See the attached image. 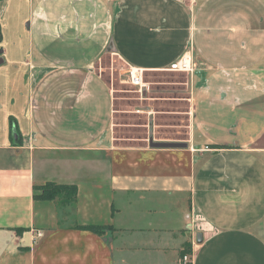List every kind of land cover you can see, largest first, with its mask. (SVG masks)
<instances>
[{
	"label": "crops",
	"instance_id": "0c3cea01",
	"mask_svg": "<svg viewBox=\"0 0 264 264\" xmlns=\"http://www.w3.org/2000/svg\"><path fill=\"white\" fill-rule=\"evenodd\" d=\"M0 36V264H264V0H0ZM104 62L177 97L117 111ZM46 183L75 202L33 199Z\"/></svg>",
	"mask_w": 264,
	"mask_h": 264
},
{
	"label": "rangeland",
	"instance_id": "374dc122",
	"mask_svg": "<svg viewBox=\"0 0 264 264\" xmlns=\"http://www.w3.org/2000/svg\"><path fill=\"white\" fill-rule=\"evenodd\" d=\"M16 30H11V32H15ZM1 37V36H0ZM107 66V67H106ZM103 68H106L105 71H103V75L105 77V79L110 83L114 94L117 98L116 100V110L117 111H125L128 110V106L132 105L134 107L137 106V104L141 103L139 102V95L135 92H131V87H129L128 85L124 84L123 81L125 80V77L119 76V71H117L116 74H114V76H111V70L108 67V63L104 62L103 63ZM3 70L0 69V79H1V75ZM5 71V70H4ZM3 71V72H4ZM145 82L149 83L150 85V89H152L153 91L150 90V94L145 92L143 98L148 96H154L155 93V87L156 85H152V82H158L159 84L157 86H159V89H168L169 91H171L169 93V97H177V89L179 87V82H182V78L176 77V76H168L167 74L160 76L159 78H153L152 77H148L145 76L144 77ZM181 86V85H180ZM172 89V90H171ZM161 91V90H159ZM151 92H153L151 94ZM164 93V92H162ZM165 96L168 97V93H165ZM183 95H180V97ZM174 101V100H173ZM143 103V102H142ZM173 104V102H171ZM170 107H173V105L170 104ZM167 107H165L166 109ZM174 108V107H173ZM176 110V109H175ZM132 117H134V119H132ZM136 115H127V114H123L120 115L118 123L121 124H128L131 126H126L125 127H119V130L117 131V134L119 136H123V137H128V136H134V137H143L145 134H147V129L145 127L138 129L136 125L141 124L140 126H143L146 124L147 120L146 119H136L135 118ZM122 118V119H121ZM133 124V125H132ZM169 125V127H165V128H160L157 129V136H161L164 137L166 139L170 138H184V134H185V127L184 125H182V121H177V119L172 120L171 122L165 120V125ZM135 126V127H134ZM145 128V129H144ZM138 131V132H137ZM150 133H152V127L150 129ZM56 200H60L63 203V200L60 198L56 199ZM71 204V203H69Z\"/></svg>",
	"mask_w": 264,
	"mask_h": 264
},
{
	"label": "built area",
	"instance_id": "2783aa9c",
	"mask_svg": "<svg viewBox=\"0 0 264 264\" xmlns=\"http://www.w3.org/2000/svg\"><path fill=\"white\" fill-rule=\"evenodd\" d=\"M168 71L184 74H192L194 71V60L191 51H187L175 62L171 63ZM119 76L125 77L124 84L131 87V92L139 95V100L143 99L145 92L149 91V83L144 80V73L141 69L126 67L119 71ZM196 241L192 243L194 245ZM197 243V242H196ZM178 264H191V254L185 253L178 261Z\"/></svg>",
	"mask_w": 264,
	"mask_h": 264
},
{
	"label": "trees",
	"instance_id": "16d2710c",
	"mask_svg": "<svg viewBox=\"0 0 264 264\" xmlns=\"http://www.w3.org/2000/svg\"><path fill=\"white\" fill-rule=\"evenodd\" d=\"M77 189L75 186H64L57 185L53 183H46L45 185L38 186L34 188L33 199L42 201H54L56 199H62L64 204L73 203L76 200ZM83 229L89 230L94 234L101 235L106 230L107 227L100 226H86L81 227Z\"/></svg>",
	"mask_w": 264,
	"mask_h": 264
},
{
	"label": "water",
	"instance_id": "95a60500",
	"mask_svg": "<svg viewBox=\"0 0 264 264\" xmlns=\"http://www.w3.org/2000/svg\"><path fill=\"white\" fill-rule=\"evenodd\" d=\"M2 61L0 60V63ZM157 147H170V146H178L177 144H174V143H160V144H156ZM202 241V237H201V234H198L197 237H196V242L197 243H201Z\"/></svg>",
	"mask_w": 264,
	"mask_h": 264
}]
</instances>
